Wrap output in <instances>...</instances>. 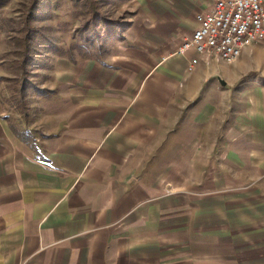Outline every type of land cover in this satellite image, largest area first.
<instances>
[{
  "label": "crops",
  "instance_id": "1",
  "mask_svg": "<svg viewBox=\"0 0 264 264\" xmlns=\"http://www.w3.org/2000/svg\"><path fill=\"white\" fill-rule=\"evenodd\" d=\"M137 1L104 60L38 69L25 114L0 59V264H264V77L236 67L252 46L177 55L216 0Z\"/></svg>",
  "mask_w": 264,
  "mask_h": 264
},
{
  "label": "rangeland",
  "instance_id": "2",
  "mask_svg": "<svg viewBox=\"0 0 264 264\" xmlns=\"http://www.w3.org/2000/svg\"><path fill=\"white\" fill-rule=\"evenodd\" d=\"M31 2L11 0L0 9V59L8 73L3 97L11 112L18 114L19 92L25 77V103L30 106L29 94L33 92L34 97L39 85L38 69H52L60 56L74 63L87 58L104 60L127 33L134 10L138 9L137 0H44L32 14ZM30 18L31 22L26 24ZM30 28L37 30V36L30 45L31 58L23 69V39ZM250 50L244 64H236L246 72L242 83L264 77V43L252 45Z\"/></svg>",
  "mask_w": 264,
  "mask_h": 264
},
{
  "label": "built area",
  "instance_id": "3",
  "mask_svg": "<svg viewBox=\"0 0 264 264\" xmlns=\"http://www.w3.org/2000/svg\"><path fill=\"white\" fill-rule=\"evenodd\" d=\"M197 23L193 37L175 54L194 49L233 64L250 46L264 43V0H216L211 11L197 15ZM196 64L193 60L191 68Z\"/></svg>",
  "mask_w": 264,
  "mask_h": 264
},
{
  "label": "trees",
  "instance_id": "4",
  "mask_svg": "<svg viewBox=\"0 0 264 264\" xmlns=\"http://www.w3.org/2000/svg\"><path fill=\"white\" fill-rule=\"evenodd\" d=\"M11 0H0V9H2L3 7H5ZM44 0H32L31 4H30V11L32 12V14H34V12L39 9V7L41 6L42 2ZM96 16V15H94ZM31 22V18L26 20V24ZM27 35L24 37V43H25V51L23 53L24 58H25V62H23V69H26V65L28 64V60H30V45H33V41L35 39V37L37 36V30L34 29H28V32L26 33ZM64 55V54H63ZM70 58H74L73 56H69ZM22 68V66H21ZM22 69V70H23ZM26 77L25 79H23L22 82V86L20 88V92H19V101H18V107L20 109V111L22 112V114H25L26 112V103H25V98L27 97V93H26Z\"/></svg>",
  "mask_w": 264,
  "mask_h": 264
}]
</instances>
